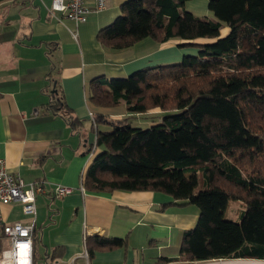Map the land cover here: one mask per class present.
Wrapping results in <instances>:
<instances>
[{"label":"trees","instance_id":"1","mask_svg":"<svg viewBox=\"0 0 264 264\" xmlns=\"http://www.w3.org/2000/svg\"><path fill=\"white\" fill-rule=\"evenodd\" d=\"M189 1L129 0L99 31L97 40L110 50L151 38L181 41L198 54L91 82L96 126L111 130L96 131L97 150L82 183L93 193L154 191L198 207L180 256L159 264L264 262V0H208L211 17L188 11ZM50 97L47 110L76 129L81 121L63 96ZM118 106L128 116L115 120L100 112ZM155 109L162 112L158 121L148 118L151 127L135 125L136 115ZM230 201L246 206L240 222L225 219ZM93 240L97 248L125 243ZM36 256L34 247L35 264Z\"/></svg>","mask_w":264,"mask_h":264},{"label":"crops","instance_id":"2","mask_svg":"<svg viewBox=\"0 0 264 264\" xmlns=\"http://www.w3.org/2000/svg\"><path fill=\"white\" fill-rule=\"evenodd\" d=\"M127 1L106 0V8L96 11L95 0H87L83 24L53 12L52 0L0 1V159L26 184L38 181L43 186L35 217L24 214L20 204L0 205V212L8 223L35 225L37 264L53 259L85 264L80 258L85 250L89 264H159L161 259L180 256L184 232L198 223L199 209L161 192L93 193L81 188L93 159L89 151L96 131L111 130L97 128L92 121L90 115L95 119L99 111L89 102L91 82L127 78L198 54L178 40L159 44L146 38L119 51L101 45L99 31L120 16ZM186 8L200 17L212 16L208 0H191ZM55 91L81 121L76 129L47 110ZM100 112L115 120L127 116L122 106ZM135 121L142 128L153 125L151 119ZM58 186L73 192L58 198ZM95 237L125 243L119 248H97ZM5 247L2 242L0 249Z\"/></svg>","mask_w":264,"mask_h":264},{"label":"built area","instance_id":"3","mask_svg":"<svg viewBox=\"0 0 264 264\" xmlns=\"http://www.w3.org/2000/svg\"><path fill=\"white\" fill-rule=\"evenodd\" d=\"M87 0H52L51 10L61 13L67 20L76 24L87 22ZM96 11L106 8V0H95ZM94 123V115H90ZM96 127V124H95ZM96 142L90 148V156L96 153ZM83 189V185L81 186ZM73 192L72 189L58 186L56 197L62 198ZM43 193V186L36 181L26 184L20 175L8 171L4 159H0V205L20 204L26 215L36 216L37 196ZM35 225H24L20 222L8 223L0 212V244L7 243V247L0 249V264H35L33 258ZM85 264L90 263L87 250L80 256ZM230 261H217L216 264H229ZM214 263V264H215ZM235 263H249L241 261ZM46 264H77L76 260L63 262L53 259Z\"/></svg>","mask_w":264,"mask_h":264},{"label":"rangeland","instance_id":"4","mask_svg":"<svg viewBox=\"0 0 264 264\" xmlns=\"http://www.w3.org/2000/svg\"><path fill=\"white\" fill-rule=\"evenodd\" d=\"M200 10H201V8L200 7H197V6H195V11L196 12H200ZM197 14H199V13H197ZM195 16H197V17H200V16H198V15H195ZM47 95H48V93H47ZM162 112V110H160V109H155V110H151L150 112H148L150 115H149V117L148 116H146V117H148V118H151V119H155V117L158 115V114H160ZM147 113V114H148ZM127 116H128V114H126ZM143 115H145V114H143ZM143 115H136V117H135V119L136 120H142L143 119ZM154 115V116H153ZM145 117V119H143V120H146V119H148V118H146ZM191 207H193L194 209H198V207H196V206H191ZM245 209H246V206L243 204V203H241V202H236V201H230L229 202V205H228V208H227V211H226V213H225V219H227V220H230V221H232V222H240V220H241V215H242V213L245 211ZM237 262H239V261H237ZM250 264H252V263H254L255 261H248ZM178 264H201V263H189V262H177ZM215 262H211V263H202V264H214ZM235 262H229V264H234ZM216 264V263H215Z\"/></svg>","mask_w":264,"mask_h":264},{"label":"water","instance_id":"5","mask_svg":"<svg viewBox=\"0 0 264 264\" xmlns=\"http://www.w3.org/2000/svg\"><path fill=\"white\" fill-rule=\"evenodd\" d=\"M254 263L255 264H264V262H260V261H257V262L255 261Z\"/></svg>","mask_w":264,"mask_h":264}]
</instances>
